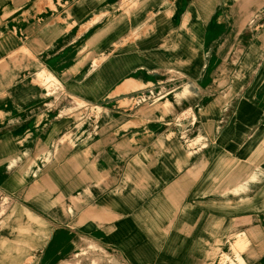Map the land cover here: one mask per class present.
Listing matches in <instances>:
<instances>
[{"label": "rangeland", "instance_id": "obj_1", "mask_svg": "<svg viewBox=\"0 0 264 264\" xmlns=\"http://www.w3.org/2000/svg\"><path fill=\"white\" fill-rule=\"evenodd\" d=\"M0 138V264L231 263L243 214L237 264H264V0H0ZM55 155L78 192L4 179ZM123 191L130 211H89Z\"/></svg>", "mask_w": 264, "mask_h": 264}, {"label": "bare ground", "instance_id": "obj_2", "mask_svg": "<svg viewBox=\"0 0 264 264\" xmlns=\"http://www.w3.org/2000/svg\"><path fill=\"white\" fill-rule=\"evenodd\" d=\"M28 1H31V0H20V3L24 4V3H27ZM53 1V0H51ZM41 2V1H40ZM96 7V6H95ZM94 10V7L92 8ZM36 21V20H35ZM37 21H39V19L37 18ZM33 26V25H31ZM49 27V30H50V33H49V37H47L46 39H44L43 37H40L43 41H44V44L45 43H48L49 41L53 40V37L52 36H56L57 34L54 33L55 29L54 28H51V26H48ZM116 29V26L114 27ZM159 31H162L161 29ZM162 34H160L159 37H161ZM188 42V40L186 41ZM156 43V42H155ZM158 44L156 43V46ZM158 47L160 48V46L158 45ZM186 48L185 47L183 50L181 48V50L179 52L174 53L175 56H173V59H176V61H183V59L185 57L187 58H190V59H194V58H197V59H201V55H197V54H193L191 52H187L184 57L182 56V53L186 51ZM183 51V52H182ZM187 61L189 63H191V65L194 64L193 61H190L187 59ZM24 64L26 65L27 64V61L24 62ZM187 66L188 68H190V66ZM44 71H41V72H38L34 75V78L35 76H39V78H41V81H39L38 84H36L38 87H40L41 83L44 84L43 82H48V81H52L54 79L53 75L50 74V73H44L45 75H43ZM43 75V77H42ZM43 78V79H42ZM33 83L35 84V79H33ZM40 84V85H39ZM27 87V86H26ZM127 87H129V84L127 85ZM23 89V91L25 90V86L21 87ZM41 88V87H40ZM189 91V90H188ZM185 92V91H184ZM187 92V91H186ZM27 93H29V91L27 90ZM40 111H43V106L41 105V109ZM10 122H8L9 124ZM11 125H13L12 127H8L7 129L9 130H17V129H28V125L27 123H23V122H12ZM1 139V138H0ZM15 159H13L9 164H7L6 166H9L10 164L13 163ZM44 168V167H43ZM42 168V169H43ZM164 171L166 172V174H168V170L169 168L165 165L164 167ZM40 169V170H42ZM31 170H35L34 171V174H38V172L40 170H36L34 169V164L32 163L24 172L21 171V170H15L13 172H7L6 170V173L5 174H15V175H20V174H23L25 177H27V174L31 171ZM148 176H153V173L148 171ZM164 178L167 177V175H163ZM76 186V185H74ZM68 189H61V187L59 188V191L63 194H67V193H70V192H74V191H77V190H72L70 189L71 186H66ZM78 187H81V186H78ZM78 192V191H77ZM75 193V194H71L68 196V198L70 199V201L74 202V199H79V195L78 193ZM43 198V197H42ZM49 199L50 196H49ZM118 200V201H117ZM130 200V197L126 196L124 194V191L123 193L122 192H117L116 195H115V201H111L110 200V204L108 205H103L101 206V211H99V209L93 207L92 209L90 208L89 211L94 215V216H97V212L100 213V215L102 217H110L111 215H114V214H118V211L120 212L121 211H130L132 209V207L128 204L126 205V201ZM115 203V204H114ZM124 205H126V209L124 207ZM123 207V208H121ZM248 215L247 214H243V215H236L233 217V220L235 221V225L236 226H245L246 228H244L242 231H240V233H237L236 236V240L235 241H232L230 244H229V247H228V253L225 254L224 256V260H230L231 263L229 262H226V264H237V263H241V260H242V252H244L246 249L249 248V245H251L252 243V239L251 238H254L253 235H256L258 232L255 230V228L258 226V223L256 222V220H258L257 218H247ZM10 224V221L6 223L5 226H3V230H7L8 229V226ZM247 229V231H246ZM243 234H246V235H243ZM7 236L6 237H9L11 235L9 234H6ZM10 239H12V237H9ZM15 238H13L14 240ZM94 252L98 254V251L96 250V248H94ZM76 257V256H75ZM237 258V260L235 259ZM98 261H94L92 262L91 264H97ZM67 264H87L86 262H81L80 260H75L73 262H70V263H67Z\"/></svg>", "mask_w": 264, "mask_h": 264}, {"label": "crops", "instance_id": "obj_3", "mask_svg": "<svg viewBox=\"0 0 264 264\" xmlns=\"http://www.w3.org/2000/svg\"><path fill=\"white\" fill-rule=\"evenodd\" d=\"M77 1H79V0H73V1L71 0V4L72 3L75 4ZM86 9L87 8H78V9H75V10L78 11V12H81V11H86ZM48 29H49L48 26L41 27L38 30V35L40 37H43L44 39H46L47 37H49V36H47V34L49 33V31H47ZM106 31H108V30H106ZM72 32H74V31H71V30L64 31L63 29H55V31H54L55 34H59L60 33L61 35H63L64 33L67 35V34H70ZM83 32H86L85 29L82 30L81 28H79L78 33H83ZM52 37H53V40L48 42V43L52 44V48H58L59 49V48H63L65 46L64 45L65 43L62 42L61 39H59L58 42H57V36H52ZM37 46L43 47V45H41V44H37ZM20 78H21V75H20ZM59 160H60V158H58V155H55L54 158H53L52 163H50L49 165L45 166L42 170H40L38 172V174L32 178V181H34L36 179L37 182L41 186L44 185V182H47L49 184L53 183L55 186L60 187L59 186L60 184H58V182L56 180H54L55 179V174L57 172L56 163L59 162ZM54 163H55V165H54ZM11 177L25 178V176L23 174H20V175L4 174V179L5 180L10 179ZM19 185H20L19 189H20L21 195H23V194L26 195L28 191H27V188L24 187V183L20 182ZM66 186H68V185H64L63 187H66Z\"/></svg>", "mask_w": 264, "mask_h": 264}]
</instances>
